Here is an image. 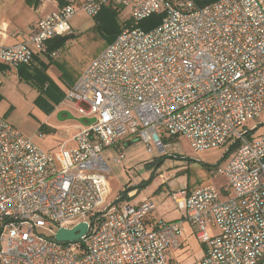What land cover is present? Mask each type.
Returning a JSON list of instances; mask_svg holds the SVG:
<instances>
[{
	"label": "built area",
	"instance_id": "built-area-1",
	"mask_svg": "<svg viewBox=\"0 0 264 264\" xmlns=\"http://www.w3.org/2000/svg\"><path fill=\"white\" fill-rule=\"evenodd\" d=\"M42 1L57 9L21 41H0L5 72L30 64L48 40L74 35L78 12L95 17L127 7L134 24L161 20L148 30L124 27L66 92L94 118L77 128L73 147L64 141L45 151L0 117V264H169L184 222L205 246L198 264H264V135L253 139L255 129H246L264 111V0ZM166 135L184 136L195 151L238 142L227 166L215 168L225 183L173 192L183 212L176 220L149 223L152 199L96 211L108 193L104 152L113 150L111 161L120 164L126 138L163 151ZM85 216L77 223L87 224L82 237L55 239Z\"/></svg>",
	"mask_w": 264,
	"mask_h": 264
},
{
	"label": "rangeland",
	"instance_id": "rangeland-1",
	"mask_svg": "<svg viewBox=\"0 0 264 264\" xmlns=\"http://www.w3.org/2000/svg\"><path fill=\"white\" fill-rule=\"evenodd\" d=\"M38 7L31 0H0V30L9 34L16 26L26 28L28 23L41 17L36 11ZM49 8L50 5L45 11H50ZM130 17V9L126 7L115 20L122 27ZM99 21L83 12L75 15L71 25L76 33L60 36L61 45L50 57L44 56L42 59L48 64L46 72L49 80L35 78L32 67H27L33 74L29 79L21 76L18 67L10 68L9 73L0 72V117L22 135L32 138L45 151L54 150L62 142L70 140L80 127L77 119L84 116L77 111L75 103L64 99V96L58 102L53 100L49 96L50 85L55 84L66 94L68 86L105 48L107 36L100 28ZM61 111L69 112L74 119L59 120ZM62 116L65 117V114ZM246 129H255L250 133L253 139L264 135V111L249 120ZM161 141L163 151L155 145L148 150L140 140L133 141L125 148L126 159L119 165H110L111 171L107 174L109 192L105 196V203L96 211L103 212L113 203L133 204L147 196L154 200L156 208L160 206L155 211V215H158L160 208L168 207L167 199L175 191L185 188L192 190L207 184L219 187L225 183L224 177L215 178L214 173L218 166L222 169L227 166L235 152V148L231 150L233 143L195 151L184 136L167 135V138L161 137ZM81 219L87 217H75L71 223L77 224ZM209 231L217 233L216 228ZM40 232L52 235L54 230L43 227ZM192 233L190 244L197 251L201 243ZM192 260L189 257V261Z\"/></svg>",
	"mask_w": 264,
	"mask_h": 264
},
{
	"label": "crops",
	"instance_id": "crops-1",
	"mask_svg": "<svg viewBox=\"0 0 264 264\" xmlns=\"http://www.w3.org/2000/svg\"><path fill=\"white\" fill-rule=\"evenodd\" d=\"M31 1L33 2L34 6H36V7L39 6L36 9V11H37L38 14L41 15V17L39 16L37 19H35V20L31 21L30 23H28L26 28L25 27L16 26V29H20L23 34L12 35L11 32L9 34H7L6 32L3 33L0 30V41L3 44L12 45V44H15V43L21 41L24 38V36L30 31V26L33 23H35L40 18L46 16L47 14H49V13H51V12H53V11H55L57 9V4H56L55 1H52V2H43L42 0H31ZM49 5L51 6V8H49L50 11L46 12L45 9ZM47 52L48 51H47V46H46L45 52L37 53L34 56V58H39L40 60H42L44 56H47ZM54 52H55V50L53 52H51L49 55H51ZM34 58H33V60H34ZM33 63H35V61ZM0 72H2V73L5 72L4 66L1 65V64H0ZM73 83H74V81L71 83V85ZM71 85L68 86L67 90H69ZM80 125H82V124H80ZM72 136L69 138L70 140L66 141L68 147H72L74 145V141L72 140ZM134 140H135L134 137H129V138H126L125 140L122 141L121 145L123 147L124 152H125V148L127 146H129L130 144H132ZM136 141H138V140H136ZM136 141H134V142H136ZM70 142H72V145H70ZM57 148H55L54 150H56ZM54 150L52 149V150H49V151H54ZM113 154H114V151L110 150V149H108V150H106L104 152V156H105V158H106V160L108 162L109 167H110L111 164L112 165H119V164L113 163L111 161V157H112ZM125 159H126V153H125V158L123 160H125ZM110 171H111V169H110ZM108 192H109V188H108ZM170 197L171 196H169L168 199H167V201H169V204H166V205H168V207L166 206V209L160 208L159 212H157L158 215H155L156 209H158V207H160V206L157 205V208L155 207V209L149 214V216H148V222L149 223H151V222H153V221H155L157 219H160V218L170 221V220H176V219H179V218L182 217L183 213L178 211L175 208L174 201L172 200V198L170 200ZM145 199H151V198L147 197V196H144L139 201H137V202H135L133 204L132 203H126V204L135 206V205L140 204ZM185 224H186V226H184V233H183V235L181 237V240H182L181 247L179 249L171 252V254L169 256V264H195V263L198 264L199 261L201 260L202 256H203V253H204V250H205V246L201 243V246L198 248L199 250L194 251V248L190 244V239H191L192 234H193L192 233L193 229L187 222H184V225ZM189 257H191L193 260L189 261Z\"/></svg>",
	"mask_w": 264,
	"mask_h": 264
},
{
	"label": "trees",
	"instance_id": "trees-1",
	"mask_svg": "<svg viewBox=\"0 0 264 264\" xmlns=\"http://www.w3.org/2000/svg\"><path fill=\"white\" fill-rule=\"evenodd\" d=\"M215 1L217 0H198V4L205 5V4L215 2ZM119 13H120L119 10L113 11L108 8H104L99 12L97 16H95L97 20H100L99 26L107 36V44L110 43L120 33V31L126 26L128 27L138 26L145 30H148L158 25L161 20V15H151L145 18L144 20L138 22L137 24H134V22L131 19H129L125 21V23L121 27L115 20L116 16ZM61 40H62L61 38L56 37V38H53L47 41V51H48L47 56L48 57H50L49 54L51 52H53L54 50H57V48L61 45ZM34 61L35 63H33ZM47 66L48 64L45 63L43 60H40L39 58H34V60H32L30 64L20 65L18 66V68H19V72L21 73V76H24L26 79L33 77V74L27 70V67H32L35 70V76H34L35 78L38 77L39 79H41V81H47L49 80L47 76V72H46ZM4 69L6 68L4 67ZM50 86H51V89H50L49 96L53 100L58 102L59 100H61V98L65 94L55 84L51 83ZM163 137L167 138V135ZM238 146H239L238 142L233 143L231 146V150H233L234 148L236 150Z\"/></svg>",
	"mask_w": 264,
	"mask_h": 264
},
{
	"label": "water",
	"instance_id": "water-1",
	"mask_svg": "<svg viewBox=\"0 0 264 264\" xmlns=\"http://www.w3.org/2000/svg\"><path fill=\"white\" fill-rule=\"evenodd\" d=\"M63 114H65V117L62 116ZM58 117H59V120L61 121L64 119H74L73 116L67 111H61L58 114ZM85 120H87V122ZM77 121L82 125H85V124L88 125L94 121V118L83 117V118L77 119ZM86 230H87V224L85 222L79 223L71 229L61 228V229H58L57 232L55 233V239L58 241H74L82 237L85 234Z\"/></svg>",
	"mask_w": 264,
	"mask_h": 264
}]
</instances>
